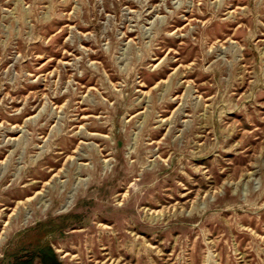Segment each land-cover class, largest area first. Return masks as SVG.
I'll return each mask as SVG.
<instances>
[{"label": "rangeland", "instance_id": "374dc122", "mask_svg": "<svg viewBox=\"0 0 264 264\" xmlns=\"http://www.w3.org/2000/svg\"><path fill=\"white\" fill-rule=\"evenodd\" d=\"M0 264H264V0H0Z\"/></svg>", "mask_w": 264, "mask_h": 264}]
</instances>
